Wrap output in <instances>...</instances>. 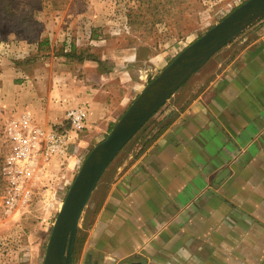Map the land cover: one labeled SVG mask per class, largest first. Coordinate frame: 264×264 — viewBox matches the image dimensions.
<instances>
[{
    "label": "crops",
    "instance_id": "obj_1",
    "mask_svg": "<svg viewBox=\"0 0 264 264\" xmlns=\"http://www.w3.org/2000/svg\"><path fill=\"white\" fill-rule=\"evenodd\" d=\"M210 59L135 134L150 136L112 160L82 214L79 264H264V18ZM146 73L122 76L110 104L90 88L82 98L103 120L88 126L108 128ZM21 85L4 81L0 96L57 119Z\"/></svg>",
    "mask_w": 264,
    "mask_h": 264
},
{
    "label": "rangeland",
    "instance_id": "obj_2",
    "mask_svg": "<svg viewBox=\"0 0 264 264\" xmlns=\"http://www.w3.org/2000/svg\"><path fill=\"white\" fill-rule=\"evenodd\" d=\"M243 1L0 0V73H4L5 82L23 84L25 93L36 94V108L57 117L41 119L26 104L12 107L7 93L0 96V164L7 151L3 127L8 118L27 111L39 125L47 126L62 121L68 109L84 105L87 128L79 135L67 163L73 168L65 175L70 184L88 151L108 132L107 127L101 131L88 126H97L103 119L82 96L90 95V88H97L99 95L94 93L92 97L104 98L110 104L116 99L122 76L133 77L139 71L148 74L145 85L180 50ZM4 81L0 78V87ZM62 107L60 117L57 114H61ZM125 109L113 118V123ZM147 129L141 131V142L151 134ZM141 134L134 135L124 150L138 143ZM113 166L112 161L99 179L86 206L88 213L102 195ZM69 184L63 189L59 181L46 187L44 182L39 183L30 205L10 210L6 182L0 174V264L42 263ZM84 229L80 219L76 235L80 240L75 243L72 264L80 262Z\"/></svg>",
    "mask_w": 264,
    "mask_h": 264
},
{
    "label": "water",
    "instance_id": "obj_3",
    "mask_svg": "<svg viewBox=\"0 0 264 264\" xmlns=\"http://www.w3.org/2000/svg\"><path fill=\"white\" fill-rule=\"evenodd\" d=\"M264 17V0H245L180 50L149 80L105 137L94 144L69 184L41 264H72L79 221L99 179L147 120L216 52Z\"/></svg>",
    "mask_w": 264,
    "mask_h": 264
},
{
    "label": "built area",
    "instance_id": "obj_4",
    "mask_svg": "<svg viewBox=\"0 0 264 264\" xmlns=\"http://www.w3.org/2000/svg\"><path fill=\"white\" fill-rule=\"evenodd\" d=\"M86 117L87 108L80 105L68 109L62 121L47 126L39 125L27 111L6 120L3 134L7 151L0 174L6 182L10 210L30 205L39 183L46 187L59 181L61 188L67 187L65 175L73 169L67 163L79 135L87 128Z\"/></svg>",
    "mask_w": 264,
    "mask_h": 264
},
{
    "label": "trees",
    "instance_id": "obj_5",
    "mask_svg": "<svg viewBox=\"0 0 264 264\" xmlns=\"http://www.w3.org/2000/svg\"><path fill=\"white\" fill-rule=\"evenodd\" d=\"M113 124L114 123H111V124H109V126H108V128H107V130L109 131L110 129H111V127L113 126ZM141 129V128H140ZM102 177V176H101ZM101 179V178H100ZM78 239L79 238H75V241H74V248H73V254H74V251H75V243H76V241H78ZM80 240V239H79ZM83 242V240L81 241V243Z\"/></svg>",
    "mask_w": 264,
    "mask_h": 264
}]
</instances>
